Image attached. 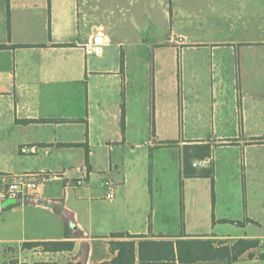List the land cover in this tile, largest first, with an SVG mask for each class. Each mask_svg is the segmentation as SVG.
<instances>
[{"label": "crops", "instance_id": "obj_1", "mask_svg": "<svg viewBox=\"0 0 264 264\" xmlns=\"http://www.w3.org/2000/svg\"><path fill=\"white\" fill-rule=\"evenodd\" d=\"M129 32L130 46L144 47L141 57L152 55L154 65L173 64L179 56L174 48L183 45L186 51L211 50L213 76L224 71L234 76L264 73V0H0V45L6 46L0 49V263L9 248L19 251L16 264L110 263L118 254L111 252L110 242L142 239H250L259 241L258 252L264 253V113L256 123L260 132H246L250 127L245 115L243 138L235 132L215 144L233 149L237 165L243 157L247 193L254 194L251 203L247 200V223H230L238 230L197 235L151 231L141 227L128 205L130 215L120 219L124 225L114 228L116 214L98 207L94 211L95 184L100 180L103 187L104 177L96 173L111 178L115 170L126 199L131 178L126 170L121 177L122 160L153 145L132 147L135 139L149 136L136 125L133 109L135 98L144 96L149 85L125 76L115 56L105 52L114 44L124 46ZM238 48L249 52L242 58ZM223 49H230L234 63L220 54ZM193 61L188 58L185 64ZM238 98L234 90L237 111ZM237 123L239 129V119ZM196 142L207 141L191 139L186 144ZM237 171H232L233 178ZM57 172L64 176L43 182L27 202L4 207L3 179ZM216 172L214 168V180ZM67 179L86 183L67 187ZM115 199V211H122ZM116 233L144 237L113 238ZM39 242L74 246L62 252L23 248ZM28 256L38 259L23 260Z\"/></svg>", "mask_w": 264, "mask_h": 264}, {"label": "rangeland", "instance_id": "obj_2", "mask_svg": "<svg viewBox=\"0 0 264 264\" xmlns=\"http://www.w3.org/2000/svg\"><path fill=\"white\" fill-rule=\"evenodd\" d=\"M127 38L123 40L124 46L117 47L114 44L106 48L105 52L110 51L115 56L125 76L144 79L149 85L144 96L135 98L133 108L136 125H141L149 136L135 139L132 147L151 141L153 145H144L121 161L124 169L121 177L126 170L131 178L127 187L130 193L126 199L122 198V183L117 182L119 179L115 178L116 171L111 178L108 177L113 178L117 185L115 201L122 203V211H115L112 201L105 198L106 191L100 187V180L95 184L97 188L93 193L96 197L94 211L98 207L106 213L116 214L112 222L114 228L122 227L124 223L120 219L125 220L132 212L139 218L141 227L147 225L151 231L161 230L171 235L213 234L219 233L221 229L238 230L237 225L223 223V220L247 223V200L251 203L254 194L247 193L246 181L243 179L244 165L241 164L243 157L237 165L233 159V149L227 146L221 149L215 144L235 132L243 138L245 115L246 127H250L246 132H260L261 128L256 123H259L260 113H264V73L259 76L253 72L234 76L224 71L213 76L211 50L197 48L186 51L183 45L174 48L179 56L173 64L154 65L152 55L141 57L144 47L130 46L133 39L131 32ZM229 50L223 49L220 54H225L231 61L233 57ZM237 51L242 58L249 52L242 48ZM191 57L195 61L186 65L187 59ZM183 67L186 70L183 71ZM234 90L239 93L238 111L234 108ZM157 109L162 111L157 113ZM238 119L240 127L236 129ZM191 139L215 145L212 158L217 171L215 180L185 179L182 176V148ZM235 152L237 158L238 152ZM237 169L240 172L237 171L233 178L232 171ZM96 174L98 177H107L106 173ZM125 205H128L131 212L127 213ZM7 251L6 260L0 264L19 262V251L15 248ZM27 258L29 261L38 259L28 256L23 260Z\"/></svg>", "mask_w": 264, "mask_h": 264}, {"label": "trees", "instance_id": "obj_3", "mask_svg": "<svg viewBox=\"0 0 264 264\" xmlns=\"http://www.w3.org/2000/svg\"><path fill=\"white\" fill-rule=\"evenodd\" d=\"M5 47L0 45V49ZM214 146L209 142L188 143L183 146L182 176L185 179L209 178L214 180L212 163ZM205 163L209 165L205 166ZM223 223L235 222L223 220ZM112 237L143 238L144 236L116 233ZM73 246V242H39L25 243L23 248H41L44 252H62L72 250ZM259 247V241L250 239H240L234 242L211 239H180L177 241L142 239L138 242L119 240L110 242L111 252L118 254L110 263L104 264H197L218 261L234 264L241 260H264V253L258 252Z\"/></svg>", "mask_w": 264, "mask_h": 264}, {"label": "built area", "instance_id": "obj_4", "mask_svg": "<svg viewBox=\"0 0 264 264\" xmlns=\"http://www.w3.org/2000/svg\"><path fill=\"white\" fill-rule=\"evenodd\" d=\"M182 42V39H179ZM63 172H57L53 174H39L31 176H18L14 178H5L3 179L6 183L4 192L2 193L3 201L15 200L17 203L27 202L32 195L37 192L43 182L48 181L49 179L63 177ZM67 187H82L85 185L84 179H67ZM116 183L110 179L105 178L103 182V188L106 191L105 198L107 200H114L116 197Z\"/></svg>", "mask_w": 264, "mask_h": 264}, {"label": "water", "instance_id": "obj_5", "mask_svg": "<svg viewBox=\"0 0 264 264\" xmlns=\"http://www.w3.org/2000/svg\"><path fill=\"white\" fill-rule=\"evenodd\" d=\"M209 164L208 163H205V166H208ZM17 202L15 200H8V201H5L4 203V207H7V206H10V205H15Z\"/></svg>", "mask_w": 264, "mask_h": 264}]
</instances>
